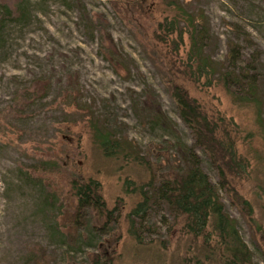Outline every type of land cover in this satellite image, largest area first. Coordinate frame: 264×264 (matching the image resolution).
<instances>
[{"label": "rangeland", "instance_id": "obj_1", "mask_svg": "<svg viewBox=\"0 0 264 264\" xmlns=\"http://www.w3.org/2000/svg\"><path fill=\"white\" fill-rule=\"evenodd\" d=\"M181 1L203 14L216 41L213 60L224 61L230 41L237 54L229 69L248 61L257 67L264 101V0ZM164 8L159 0H0V264H80L102 251L112 252L113 264H180L201 252V242L184 234L182 220L174 224L157 200L137 223L141 242L128 235L126 215L137 195L124 193L122 182L147 174L104 157L88 122L100 121L128 140L149 157L157 175L177 165L181 149L190 147L218 187L214 167L169 95L165 59H173V77L183 76L189 47L186 37L178 51L156 38L158 23L171 14ZM204 83L184 82L207 114L238 132L236 152L248 164L245 172L234 171V191L220 190V197L253 262L264 264V141L255 109L234 103L221 85ZM153 100L167 125L140 122L137 115ZM72 174L96 178L109 207L122 199L118 223L96 226L90 213L75 220L67 196ZM237 195L249 201L252 222Z\"/></svg>", "mask_w": 264, "mask_h": 264}, {"label": "trees", "instance_id": "obj_2", "mask_svg": "<svg viewBox=\"0 0 264 264\" xmlns=\"http://www.w3.org/2000/svg\"><path fill=\"white\" fill-rule=\"evenodd\" d=\"M159 1L171 14L165 15L158 23L156 38L165 43L166 47L172 42L174 50L178 51L184 46L186 37L189 47L185 49L186 57L180 65L179 74L182 73L183 76L173 77L175 74L172 72L173 59H165L172 77L168 88L169 95L180 119L214 167L218 187L202 169L199 156L190 147L184 146L181 149L180 162L177 165L172 166L167 172L160 171L161 173L157 175L158 168L153 166L149 157L142 156L128 140L117 137L109 128L100 126V121L92 119L88 122L93 140L104 157L125 164L133 163L135 166L143 167L147 174L146 178H140L137 182L127 177L122 182L124 193L137 195V201L126 215L127 233L136 243L141 242L137 223L143 220L148 208L157 200L165 205L174 224L178 219L182 220L181 231L184 234L201 242V252L198 249V255L182 258L180 264H255L250 248L238 231L236 220L226 213L220 197V190L234 191L229 188L234 171L245 172L248 165L236 152L238 132H230L224 119L207 114L201 104L189 95L184 82L188 77L196 82L204 79V85L207 87L221 85L234 103L252 104L259 135L264 141V101L263 90L259 85L261 82L259 72L249 61L248 64L237 67V71L229 69L232 62L230 65L228 63L234 59L237 49L230 41L224 61L213 60L211 54L216 41L212 38L207 25L203 23V14L194 13L193 7L181 0ZM8 5H4L6 10H9ZM12 9L17 11V7ZM211 47L213 48L210 49ZM179 79L183 80L178 82ZM135 106L138 108L137 103ZM157 106L153 100L150 106L143 107L145 111L137 115L142 124L163 126L170 122ZM66 179L67 196L72 200L76 221L80 220V214L90 213L96 218V226L102 228L109 223L119 222L121 198L109 207L102 195L100 182L96 178L91 176L83 178L72 174ZM259 190L264 200V186ZM238 198L246 221L252 222L254 213L249 201L240 196ZM260 228L257 227L258 230ZM112 255L111 251L91 254L80 264H113Z\"/></svg>", "mask_w": 264, "mask_h": 264}]
</instances>
